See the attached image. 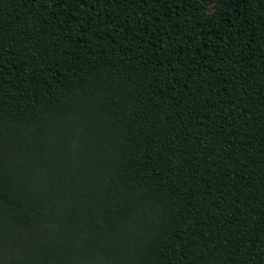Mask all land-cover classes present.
<instances>
[{"label":"trees","instance_id":"16d2710c","mask_svg":"<svg viewBox=\"0 0 264 264\" xmlns=\"http://www.w3.org/2000/svg\"><path fill=\"white\" fill-rule=\"evenodd\" d=\"M0 264H264V0H0Z\"/></svg>","mask_w":264,"mask_h":264}]
</instances>
